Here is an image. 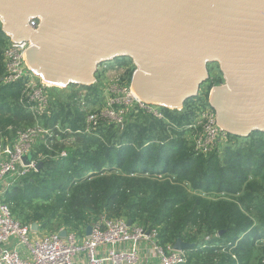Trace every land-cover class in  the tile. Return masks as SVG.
<instances>
[{
  "label": "trees",
  "instance_id": "trees-1",
  "mask_svg": "<svg viewBox=\"0 0 264 264\" xmlns=\"http://www.w3.org/2000/svg\"><path fill=\"white\" fill-rule=\"evenodd\" d=\"M0 40L3 49L8 39L1 24ZM119 60L131 63L129 85L135 67L129 59ZM221 84L220 76L209 78L201 86L208 85L207 91L182 110L162 108V120L128 111L121 128L102 125L95 135H60L52 152L38 142L37 150L49 157L39 171L13 184L1 201L21 224L37 223L51 233L83 234L94 213L155 229L161 246L177 239L194 245L186 251V264H264V134L228 135L235 149L225 146L220 154L204 156L194 152L192 132L186 129L194 108L209 107L210 89ZM22 86L0 83V144H11L18 131L36 121L44 127L82 128V117L71 115L69 101H63L66 96L57 88L48 91L51 116L35 120L20 103ZM77 88L90 90L92 107L102 105L96 88ZM60 151L68 153L65 159L54 158Z\"/></svg>",
  "mask_w": 264,
  "mask_h": 264
},
{
  "label": "water",
  "instance_id": "water-1",
  "mask_svg": "<svg viewBox=\"0 0 264 264\" xmlns=\"http://www.w3.org/2000/svg\"><path fill=\"white\" fill-rule=\"evenodd\" d=\"M0 24L11 42L31 44L26 64L49 86L89 87L125 58L133 92L156 108L182 110L217 64L223 84L208 96L216 125L233 137L264 134V0H0ZM193 247L177 239L172 248Z\"/></svg>",
  "mask_w": 264,
  "mask_h": 264
},
{
  "label": "built area",
  "instance_id": "built-area-1",
  "mask_svg": "<svg viewBox=\"0 0 264 264\" xmlns=\"http://www.w3.org/2000/svg\"><path fill=\"white\" fill-rule=\"evenodd\" d=\"M30 47L29 42L7 41L1 54L2 83L23 82L20 103L35 120L47 119L51 116L48 91L53 87L42 82L28 68L25 54ZM124 85L110 90V98L86 116L82 128L72 131L58 124L44 127L36 121L33 127L18 131L11 144H0V197L18 180L37 172V164L49 157L37 150L38 142L52 152L53 141L60 135H95L102 123L121 128L128 111H142L155 119H164L162 108L145 104L135 95L130 84ZM203 109L204 113L202 111V115H198L186 129L192 132L194 152L206 156L216 143L226 141L228 134L216 125L214 112L208 107ZM56 154L55 159H65L68 155L66 151ZM27 155H31V161L24 166L21 159ZM89 225L91 234L85 235L86 226L80 247L76 246L77 235L63 229L38 237L39 226L37 231H32L30 224H21L0 198V264H152L153 259L158 264H186L184 252L174 251L173 245H159L155 229L145 230L133 224L127 226L126 220L105 215ZM62 231L66 232L64 237L59 236ZM20 245L27 248L29 255L19 253L17 247Z\"/></svg>",
  "mask_w": 264,
  "mask_h": 264
},
{
  "label": "rangeland",
  "instance_id": "rangeland-1",
  "mask_svg": "<svg viewBox=\"0 0 264 264\" xmlns=\"http://www.w3.org/2000/svg\"><path fill=\"white\" fill-rule=\"evenodd\" d=\"M2 46H3V41L0 40V52L2 51ZM106 66L107 67L105 69H102L104 67V65L99 69L97 76H95V80H96L95 83L93 85H91L90 87H88V88L94 87V88H96V90H98V92H99L98 95H99L102 103H104L107 100V98H110V96H111L110 90H113L114 88H119V87L122 88V86H125L124 84L127 83L128 78H129V76L127 75V69L131 66V63H127V65L125 64L122 67V65L119 64V62L114 61V62L107 64ZM209 73H210L209 78H215V77H219V76L222 78L221 75H216L217 73H214L212 69H210ZM208 85L201 87L199 90V94H201L202 92H206ZM57 90L61 96H63V97H64V95L66 96V99H63L64 102L69 101L70 108H71V115L72 116L77 115V112L80 114V117H82L79 120L81 122V124H82L83 120L86 118V116H88L90 113H92V111H94L100 107L99 104L92 107L93 98L91 99V97H93V96L88 95L90 93V90H86L83 88H77V87L76 88H70V89H68V88L57 89ZM89 100L91 101V103ZM8 102L9 103L12 102V104H13L12 100H8ZM0 110H2V109H0ZM201 112L203 114L204 109L199 104L198 106H196L194 108V119H196L197 116L201 114ZM106 124L107 123H102L101 126L102 125L107 126ZM39 145L40 144H38V148H39ZM225 146H231L233 149H235L237 147L233 141L229 143V141L227 139L226 141H220V142L216 143V145H214V147L211 149L210 153L220 154V153H222V150L224 149ZM243 166H245V165H243ZM133 190H135V189H133ZM95 216H96V214H94V213L89 214V217L93 220V221H91V223L97 219V217H95ZM123 218H125V217H123ZM49 230H51V229H43V228L40 229L39 228V230L37 232V236L43 237V236L51 233V232H49ZM73 233H75L77 235L76 236V246L80 247L82 244L81 236H79V234L77 232H73ZM29 238H30V240L32 239L31 234L29 235ZM12 242L16 243L15 240H12ZM17 250L19 251V253H23V252H25V254L27 253V248L23 245L18 246ZM27 255H29V252L27 253Z\"/></svg>",
  "mask_w": 264,
  "mask_h": 264
},
{
  "label": "flooded vegetation",
  "instance_id": "flooded-vegetation-1",
  "mask_svg": "<svg viewBox=\"0 0 264 264\" xmlns=\"http://www.w3.org/2000/svg\"><path fill=\"white\" fill-rule=\"evenodd\" d=\"M121 60H117V62H120ZM109 64V63H108ZM105 65H107V64H105ZM104 65V66H105ZM123 66V65H122ZM210 69H212L213 70V72L214 73H217L216 75H221V73H220V71H219V67H218V65L217 64H208L207 65V70H208V74L210 75V73H209V71H210ZM222 76V75H221Z\"/></svg>",
  "mask_w": 264,
  "mask_h": 264
},
{
  "label": "crops",
  "instance_id": "crops-1",
  "mask_svg": "<svg viewBox=\"0 0 264 264\" xmlns=\"http://www.w3.org/2000/svg\"><path fill=\"white\" fill-rule=\"evenodd\" d=\"M4 74V73H3ZM2 78H3V76L0 78V83L1 84H3L2 83ZM4 85V84H3ZM20 101H21V97H20ZM1 198V197H0ZM31 225V224H30ZM80 236L82 235V234H79ZM184 254L186 255V251L184 252ZM141 264H145V263H141ZM152 264H158V261L156 260V259H153V261H152Z\"/></svg>",
  "mask_w": 264,
  "mask_h": 264
}]
</instances>
